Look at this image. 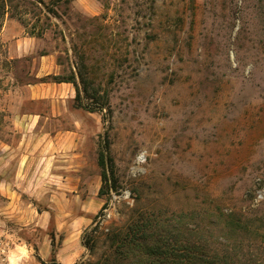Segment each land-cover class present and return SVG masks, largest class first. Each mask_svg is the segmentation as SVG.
Instances as JSON below:
<instances>
[{
  "label": "rangeland",
  "instance_id": "1",
  "mask_svg": "<svg viewBox=\"0 0 264 264\" xmlns=\"http://www.w3.org/2000/svg\"><path fill=\"white\" fill-rule=\"evenodd\" d=\"M53 77L80 99L72 83L34 99ZM27 114L86 166L36 198L0 179V264H51L52 237L61 264L101 261L133 219L180 214L237 224L264 254V0H0V146L31 140ZM100 152L116 181L105 196ZM112 194L113 221L95 227Z\"/></svg>",
  "mask_w": 264,
  "mask_h": 264
},
{
  "label": "trees",
  "instance_id": "2",
  "mask_svg": "<svg viewBox=\"0 0 264 264\" xmlns=\"http://www.w3.org/2000/svg\"><path fill=\"white\" fill-rule=\"evenodd\" d=\"M53 80L58 84H74L77 99H80V91L74 78L53 77ZM81 84L87 93L88 82L84 77H81ZM98 165L103 170V185L99 196H105L110 189L116 188V181L113 180L111 186L107 185L108 175L103 152L99 154ZM187 216L180 214L163 219L152 216L145 223L142 219L135 218L127 228L117 229L110 235V256L97 262L82 260L76 264H257L259 260L264 264V254L252 246H243V242L235 239L237 224L210 213L202 216L191 214L189 218ZM89 231L83 235V241L86 239L87 244L92 240L90 236L93 229ZM181 238L187 240L183 242ZM51 242V264H60L56 260L54 237ZM40 262L45 264L41 259Z\"/></svg>",
  "mask_w": 264,
  "mask_h": 264
},
{
  "label": "crops",
  "instance_id": "3",
  "mask_svg": "<svg viewBox=\"0 0 264 264\" xmlns=\"http://www.w3.org/2000/svg\"><path fill=\"white\" fill-rule=\"evenodd\" d=\"M44 86L38 88L39 94L35 95L34 99L49 98V95L45 93L47 89L63 88L61 84H45ZM23 117L31 118L33 125L19 132L23 138L31 137V140L20 142L15 146H4V144L0 146V164L10 167L7 175L0 172V179H13L14 182L16 180L22 187L25 186V189L21 191L29 198H36L35 194L41 192L38 188L40 184H45L44 179H82L81 173L86 166V159L81 153V147L76 143L66 144L63 133L49 131L42 122L37 124V119H48L47 116L27 114ZM19 179H25V182H18ZM31 179H34L32 184H30ZM95 179L100 177L96 176ZM38 180L41 183L37 182ZM72 256V250H68L67 260L71 261Z\"/></svg>",
  "mask_w": 264,
  "mask_h": 264
},
{
  "label": "built area",
  "instance_id": "4",
  "mask_svg": "<svg viewBox=\"0 0 264 264\" xmlns=\"http://www.w3.org/2000/svg\"><path fill=\"white\" fill-rule=\"evenodd\" d=\"M127 202H130L129 195L125 196ZM116 200L117 197L112 194L109 200L104 204L103 209L100 214L97 216L95 227L100 229L107 230V226L113 221L116 212Z\"/></svg>",
  "mask_w": 264,
  "mask_h": 264
}]
</instances>
